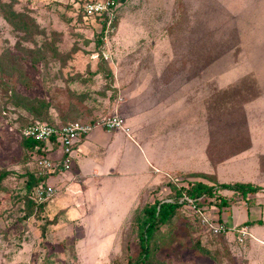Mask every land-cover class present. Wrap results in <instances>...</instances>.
<instances>
[{"label":"rangeland","instance_id":"1","mask_svg":"<svg viewBox=\"0 0 264 264\" xmlns=\"http://www.w3.org/2000/svg\"><path fill=\"white\" fill-rule=\"evenodd\" d=\"M89 1L97 0H0V264H245L239 233L213 235L187 203L158 226L144 263L137 225L145 202L173 201L174 188L199 178L197 167L203 174L208 162L248 148L250 130L264 144V0H113L103 37L98 18L85 21L79 11ZM11 12L33 21L37 32H15L2 18ZM22 99L48 109L30 114L14 105ZM152 106L154 122L146 113ZM173 107L183 113L179 137L173 123L160 139L150 138L171 126L165 116ZM116 113L130 132H111L104 165L81 164L88 174L95 170L89 180L103 196H95L89 218L79 209L75 164L49 178L55 195L29 214L26 184L37 168L22 146L28 123L93 125ZM182 128L186 166L194 169L166 174L148 149L169 159L181 153ZM92 132L103 139L99 127ZM204 199L197 208L211 218L213 199ZM238 210L232 206L233 224Z\"/></svg>","mask_w":264,"mask_h":264},{"label":"crops","instance_id":"2","mask_svg":"<svg viewBox=\"0 0 264 264\" xmlns=\"http://www.w3.org/2000/svg\"><path fill=\"white\" fill-rule=\"evenodd\" d=\"M174 97V96H173ZM165 101V100H164ZM163 103L160 107V109L164 112V108L167 109V104ZM159 109V110H160ZM158 110V111H159ZM174 111V115L169 118V115L166 114L165 121L170 122L171 126L169 127L167 125V128L165 126L161 125V131H155L149 135L150 138H155V139H160L163 137L166 131L169 128L177 130L176 132V139L179 137V120L183 121V113L179 112L178 109L175 107L172 108ZM157 109H154L153 106L149 109H146V113L150 114L149 119H152V121H156V117H152L153 114H157ZM169 112V110H167ZM125 117V116H124ZM173 126L172 127V125ZM176 123V124H175ZM160 126V127H161ZM174 129V130H175ZM100 133L102 132L103 134V139L102 136L99 134H94L93 132L89 133L85 138H83L76 146L74 149V161L76 160H81L79 164L77 162H74V171L77 170V174L73 173L74 175H78L81 177V185H82V200L80 202L79 209L82 210V215H84L85 218H89V216L92 214V210L94 209L93 205H90L93 200H97L95 196L100 195L101 197L102 194L100 193L101 190V185L98 183H94V180H89L90 176L91 177H96V172L95 170L92 171L90 174L85 171V168H88L81 165L82 162L84 163H89L91 160L95 161V164L99 165V163H102V165L105 164L108 158V154L110 153V145L112 144V139L113 137L111 136V132H107L105 130L100 129ZM174 130H171V132H174ZM158 132V133H157ZM251 145L248 149L236 154L235 156H232L230 158H227L214 166H212L208 162V168L203 170L201 173L205 175H211L215 178V182L217 184H234V183H250L255 186H259L262 188L261 191L253 194H247V196H242L241 194L232 192V191H227V190H219L218 194L220 196L226 197L229 201H232V198L238 200L236 204L232 203V206L237 207L239 210L237 212V220L238 223L233 224L232 223V206H230L228 209L224 208L219 210L216 206H212L213 209L216 210V213H212L211 219L215 221H219L221 223H224L227 225V227L232 230L237 232V230L241 229L246 231V235L244 237H239L242 239L241 243H244L246 241V245L244 246V259H245V264H264V164L262 165V159L264 158V146L261 145L262 142H258L253 136V131H251ZM174 135V134H173ZM181 153H179V150L177 149V153L173 154L171 158L169 159V153L164 154L163 156L158 157L157 155L153 154L150 149L148 154L150 156V159L154 161V163L158 164L162 170L168 171L163 172L164 174H168L170 172L173 173H187L190 172L194 169L191 166H186V154L189 152L184 153V129H181ZM173 139V138H170ZM263 144V143H262ZM264 145V144H263ZM152 146V144H151ZM147 150V151H148ZM190 154V153H188ZM162 155V153H161ZM171 160V161H170ZM176 162V163H175ZM93 165V169H96L98 166ZM169 164V165H168ZM172 168V169H171ZM198 168V167H197ZM197 168L192 171L193 173L197 174L200 172L197 171ZM111 172L113 169H110ZM158 172H161L160 169L156 168L155 169ZM73 171V172H74ZM95 172V173H94ZM212 172V173H210ZM192 174V173H190ZM63 180V178H62ZM162 180H155L147 186V188H151L155 184L158 185V182H161ZM194 181H203L201 178H194ZM79 183V182H78ZM96 184V185H94ZM210 184H212L210 182ZM94 185L93 187H91ZM92 195V196H90ZM156 201V200H154ZM153 201V202H154ZM161 202H167V200H157ZM152 201H147L144 203V205L147 204H152ZM231 204V202H230ZM139 206V205H138ZM137 206V207H138ZM134 206L132 208H135ZM204 211V207H202ZM226 210V211H225ZM205 212V211H204ZM209 212V211H208ZM207 212V214H208ZM206 213V212H205ZM86 231L87 229L84 228ZM88 233V232H87ZM240 236V234H239ZM251 243L254 245V243L257 244V248H252ZM257 250H260V254L256 256Z\"/></svg>","mask_w":264,"mask_h":264},{"label":"built area","instance_id":"3","mask_svg":"<svg viewBox=\"0 0 264 264\" xmlns=\"http://www.w3.org/2000/svg\"><path fill=\"white\" fill-rule=\"evenodd\" d=\"M114 6L113 0H97L83 3L80 6V10L85 21L98 18L101 30L103 28L104 32L107 33L105 28H109L114 18ZM102 24H104V27H102ZM110 29L111 31L114 30L112 26ZM94 127H99L107 132L122 131L126 134L130 132V128L126 126L124 117L117 113L105 119L103 118L93 125L74 121L64 125L54 126L46 122L36 121L34 124L24 128V138H30L40 143H48L49 140L54 138L57 142L56 151L51 152V154L47 156L38 155L34 159L37 171L34 172L33 175L38 178L40 182L32 191L30 199L36 206L45 204L53 198L55 189L54 186L48 183L49 178L53 177L55 174L59 175L63 172L71 171L74 165L73 152L75 146L91 133ZM198 200H202V198ZM182 202L187 203L201 216V222L208 232H211L213 235H221L230 231L226 224L206 217L204 213L196 207L193 199L183 196L180 203ZM237 232L240 234L241 238L247 234L246 231L241 229L237 230ZM241 238H239V241H242Z\"/></svg>","mask_w":264,"mask_h":264},{"label":"trees","instance_id":"4","mask_svg":"<svg viewBox=\"0 0 264 264\" xmlns=\"http://www.w3.org/2000/svg\"><path fill=\"white\" fill-rule=\"evenodd\" d=\"M79 11L81 13V10ZM2 18L7 24L11 26L13 30H15V32L23 33L26 35H33L37 32L36 25L33 23V21H31L25 16L16 15L15 13L11 12L9 15H2ZM102 25H103L102 27H104V24ZM100 35L103 37L104 29L100 31ZM25 103L28 105H24ZM14 105L24 107L28 112H30V114L33 115H36L39 112V109L41 108H45V110L48 109L47 104L44 103V101L38 99L34 101H28L22 99L20 100V104L15 103ZM36 121L45 122L44 119H33L28 123V126L34 124ZM46 123L49 124L48 122ZM22 146L27 151H29V153L33 154L34 157L38 155L47 156L51 154V152L57 150V142L54 138L49 140L48 143H40L30 138H23ZM248 148H244L243 150L236 153H232V154L229 153V155L226 156L224 159H220L219 161L213 162V165L227 158L235 156L236 154ZM196 176L199 178H207L208 180H210L212 184L208 185L206 183H203L202 181H193L189 183L188 186L186 187L184 186L181 188H174L175 197L174 200L171 202H161L156 200L152 204L144 205L145 208L143 210V217L138 218V225H137V237L140 247V256L138 263H144L151 256L152 250L150 244L154 239V232L157 231L159 225L169 222V220H171L172 217L174 216L176 210L182 204L185 203V202L182 203L178 202L179 200L182 199L183 196H187L188 198L193 199L196 207L200 206L199 205L200 201H202L204 198L206 199L209 197L213 199L212 205L216 206L219 210H221L224 208L228 209L231 205L230 204L231 201L226 199V197L220 196L218 194L219 190L232 191L241 194L243 197L247 196V194L257 193L262 190L261 187L255 186L250 183L217 184L215 182V178L209 175L197 173ZM39 182L40 180L34 177L33 173L31 172L29 174V180L27 181L26 187L31 192L39 184ZM199 198H202V200H198ZM28 206H29V214H30L32 213L34 208L41 210L44 205L41 204L36 207L34 203L31 201L28 203ZM200 251L202 254L209 257V253L206 250L200 248Z\"/></svg>","mask_w":264,"mask_h":264}]
</instances>
